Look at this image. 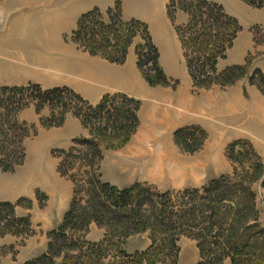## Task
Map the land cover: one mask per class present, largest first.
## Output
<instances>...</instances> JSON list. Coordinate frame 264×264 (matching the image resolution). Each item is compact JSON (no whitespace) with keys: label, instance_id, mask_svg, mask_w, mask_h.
<instances>
[{"label":"trees","instance_id":"trees-1","mask_svg":"<svg viewBox=\"0 0 264 264\" xmlns=\"http://www.w3.org/2000/svg\"><path fill=\"white\" fill-rule=\"evenodd\" d=\"M244 1L264 8V0ZM179 9L189 14L188 22L176 29L193 86H228L245 77L250 62L218 70L219 61L227 56L243 29L239 19L213 0H169L171 19ZM107 14L105 18L99 8L83 14L73 31V40L86 45L93 54L122 64L133 41L142 35L144 42L136 47L138 67L150 85H169L170 77L160 64V51L149 26L138 19L124 21L119 2ZM256 75L264 81V74L256 69L250 76L252 83ZM36 99H40L35 103L38 111L48 106L51 112L42 121L47 127L62 126L65 115L72 112L86 127L117 134L125 143L139 126L141 102L127 94H107L91 105L65 86L43 89L37 83L0 85L2 172H13L25 162V140L34 127L21 118V113ZM176 135L181 144L189 140L200 143L207 136L200 127L180 129ZM227 155L242 169L235 167L232 175L223 174L200 189L161 192L140 183L121 189L102 181V174L97 173L104 158L100 142L93 138L74 140L73 147L59 150L58 172L74 182L75 161L86 160L85 166L92 169L94 176L93 185L82 193L81 200L72 196L62 223L48 233L47 251L24 264H178L179 241L184 235L197 242L200 259L196 264H264V224L253 188L260 182L264 190V161L245 139L231 142ZM85 188L77 189L86 191ZM35 195L41 201L47 198L39 190ZM24 205L31 209L33 200L22 197L16 202H0V238L12 235L24 241L34 234L31 215L17 213V207ZM92 223L105 229L99 242L87 240ZM147 231L152 244L146 251L128 253L122 248L129 237Z\"/></svg>","mask_w":264,"mask_h":264},{"label":"rangeland","instance_id":"rangeland-1","mask_svg":"<svg viewBox=\"0 0 264 264\" xmlns=\"http://www.w3.org/2000/svg\"><path fill=\"white\" fill-rule=\"evenodd\" d=\"M32 1L20 0L18 3L16 0H0V85L24 86L37 83L43 89L65 86L84 97L91 105L99 103L107 94L123 93L107 92L101 96V92L99 101L91 96L93 94L87 83V79L91 77L87 76V58L98 60L96 58L104 57L93 54L86 45L72 38L79 19L85 13L73 24H68L69 17L70 23L72 22V13H62L63 24H24L20 13H26L27 5ZM58 1H61L63 6L69 2L56 0ZM127 1H117L123 20L138 19L124 17L125 9H130L131 12L134 10L127 4L124 6ZM222 1L231 5L230 9L227 8L228 12L237 10L239 13L243 33L228 50L227 56L219 61L218 70L223 72L233 65L246 66L247 62L251 65L247 75L235 84H215L209 88L192 87L184 65L183 74L170 77L169 85H150L141 71L142 82H147L153 88L158 87V91L164 94L170 91L180 94L188 86L190 102L187 101V106L181 100L154 101L150 96H145L142 100L141 97L124 92L123 94L141 102L138 111L139 126L125 143L121 142L122 138L116 137L117 134L100 132L101 130L95 132V127H86L82 119L72 112L65 115L62 126H44L42 121L50 116L51 112L48 106L38 111L35 103L40 99L31 102L33 104L21 113V118L33 126L34 130L25 140L27 155L24 164L13 172L0 171V202H16L22 197L31 198L33 207L30 209L25 205L19 206L17 213L20 216L31 215L34 234L24 241L12 235L0 238V264H24L27 260L45 253L49 243L48 233L56 230L62 223L72 196L81 200L84 196L82 193L92 187L94 176L92 169L85 166L86 160L75 161L74 171L77 176H74V182L58 172L61 160L57 157L59 150L73 147L76 139L93 138L100 142L104 158L97 173L102 174V181L117 185L121 189L136 183L161 192L183 193L186 190L200 189L223 174L232 175L235 167L242 169L227 155L229 144L237 139L251 142L264 161V81L258 75L255 76L254 83L250 80L256 69L264 74V8L249 4L252 9L248 10L251 12H244L236 4L248 5L246 1ZM134 2L135 0H131L128 3L133 5ZM37 5L46 6L43 0ZM115 6L116 4L110 8ZM109 9H100L105 18H108ZM139 17L142 20H138L145 22L150 28L154 43L159 48L160 64L163 67L160 47L175 53L174 43H181L176 28L188 22L189 14L179 9L174 19L167 15L171 24H157L158 26L150 24L143 15ZM255 27H258L256 33L253 31ZM43 30L46 34L36 36V32ZM169 34L172 35L173 42H170ZM133 42V45L143 43V36L136 37ZM164 43H167V47L162 46ZM178 56L179 61L185 64L183 47L181 55ZM147 70L153 75L152 71ZM191 101L194 104L192 106ZM189 127L202 128L207 134L205 140L200 143L189 140L187 144H181L176 138V133ZM119 135L124 136V133ZM80 186L86 187L87 190L77 189ZM253 188L258 195L260 220L264 224V190L260 182ZM37 190L47 196L45 201L37 199ZM104 230L92 223L87 240L99 242L104 237ZM151 244V233L147 231L129 237L122 248L128 253L142 252ZM179 246L178 264L199 262V250L195 240L184 235L180 238ZM170 260L169 256L168 262Z\"/></svg>","mask_w":264,"mask_h":264},{"label":"crops","instance_id":"crops-1","mask_svg":"<svg viewBox=\"0 0 264 264\" xmlns=\"http://www.w3.org/2000/svg\"><path fill=\"white\" fill-rule=\"evenodd\" d=\"M16 1L20 3L19 2L20 0H16ZM117 1L120 0H69L68 5L63 6L61 4V1L56 2V0L54 1L43 0V3H45L46 6H38L37 4L38 2H40V0H33L32 2H30L29 5H27L28 10L26 11V13H20L21 14L20 17L24 19L25 21L24 24H63L61 23V21H63L62 13H72L73 15L72 22L70 23L71 19L69 16H67L66 19H68L69 17L68 24H73L75 21H77L78 17L81 16L83 13H86L94 8H99L102 11H106L110 7H113L117 3ZM129 1L131 0H128L127 3H124V6H126L127 4L129 7H131L134 10L133 12H131L130 9L124 10V17L126 19L129 18L141 19L139 16L143 15L147 18L146 20H148L150 24H156V25L171 24L169 18L167 17L168 15L167 5L169 0H143V1L135 0L133 5L129 4L128 3ZM213 1H217L219 3L221 2V4L224 5L226 10L227 8L230 9L231 5L224 3L222 0H213ZM230 1L234 2L236 0H230ZM235 3L232 4L235 5ZM236 5L239 8H241L244 12H251L248 10V9H252L249 6V4L247 5V4L237 3ZM233 8L234 10H236L235 7ZM228 13L237 17L241 23V17L237 12V10L234 12L232 11V13L230 12ZM241 33H243V31L239 33L236 40H238L241 37L240 36ZM40 34H46V32L44 30L36 32V36ZM168 38L170 42H173V38L171 34H169ZM137 45L138 43H136V45L133 44L131 45L129 49L127 61L124 64L112 63L104 58H96L98 60H95L93 57L87 58V65H88L87 76H91L87 79L89 81V82L87 81V83H88V87L91 88V94H93L91 96L96 97L97 100L99 101L101 99V97L99 96L101 92L103 93L102 95L101 94L100 95L103 96L107 92L114 93L121 91L123 93L124 92L129 93L130 95H134L136 97H141L142 100L145 99V96H150V98H152L154 101L161 99H165L169 101L181 100L183 101L184 104L188 106L189 104L188 102H190L188 101V99H190L191 97L188 86L187 88L185 87L184 91L180 92V94H174L173 91L164 94L161 91H158L159 89L158 87L153 88L147 82L144 83L142 82L143 81L141 79L142 72L137 65L138 62V57L136 53ZM158 46L160 47L161 45ZM162 46L167 47V43H164ZM160 49H161V63L165 68V71L169 77L181 76V74H183L185 66H186V70H188L187 63L183 64L181 63V61H179L178 54L181 55V51H182L181 43L177 45L174 43V49H175L174 54L165 50L162 47H160ZM179 49H180V53H179ZM188 75L190 77L189 71H188ZM114 80H116L117 82L114 83L113 82ZM191 82L193 87L192 79ZM78 90L80 92L82 91V89L79 88ZM178 96L180 97L178 98ZM255 99L257 101L259 100L258 97H255ZM192 105L194 104L191 101V106ZM198 122H202V121H198Z\"/></svg>","mask_w":264,"mask_h":264}]
</instances>
